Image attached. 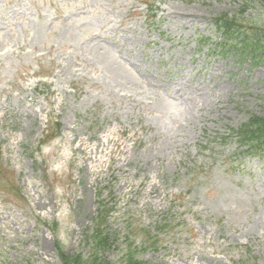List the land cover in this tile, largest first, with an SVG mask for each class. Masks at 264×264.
<instances>
[{
    "label": "rangeland",
    "instance_id": "obj_1",
    "mask_svg": "<svg viewBox=\"0 0 264 264\" xmlns=\"http://www.w3.org/2000/svg\"><path fill=\"white\" fill-rule=\"evenodd\" d=\"M261 1L0 0V264L89 257L99 210L107 262L264 264V53L215 25Z\"/></svg>",
    "mask_w": 264,
    "mask_h": 264
},
{
    "label": "trees",
    "instance_id": "obj_2",
    "mask_svg": "<svg viewBox=\"0 0 264 264\" xmlns=\"http://www.w3.org/2000/svg\"><path fill=\"white\" fill-rule=\"evenodd\" d=\"M263 1V2H262ZM261 2L264 4V0ZM225 28L228 31H235L239 35L244 33L247 26L235 25L233 21H226ZM248 28H251L248 26ZM264 32V29H263ZM256 38H252L253 41L243 42V48H252L253 53L256 54L257 51L262 49L264 43V34H261V28L258 29ZM247 43V44H246ZM239 137L241 138L244 145L249 146V150H253L256 153L264 151V117L251 118V120L245 124L239 131ZM104 210H99L98 216L96 218V224L94 225V230L89 241L90 256L89 257H76L72 264H115L112 262H107L101 259V252L106 251L109 247V239L111 238V231L108 228V222L104 218ZM78 258V259H77ZM116 264H147L136 257V253L131 251H125L123 257Z\"/></svg>",
    "mask_w": 264,
    "mask_h": 264
},
{
    "label": "bare ground",
    "instance_id": "obj_3",
    "mask_svg": "<svg viewBox=\"0 0 264 264\" xmlns=\"http://www.w3.org/2000/svg\"><path fill=\"white\" fill-rule=\"evenodd\" d=\"M180 16L182 17V14H180ZM83 147V145L81 146V147H79L78 148V150H82L81 148ZM99 150V148H96V149H94L92 152L94 153L95 151H98Z\"/></svg>",
    "mask_w": 264,
    "mask_h": 264
}]
</instances>
